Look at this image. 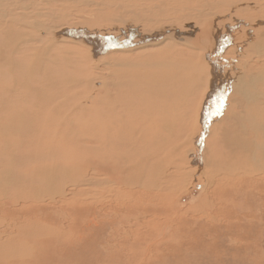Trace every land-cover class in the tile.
Wrapping results in <instances>:
<instances>
[{"label": "rangeland", "instance_id": "obj_1", "mask_svg": "<svg viewBox=\"0 0 264 264\" xmlns=\"http://www.w3.org/2000/svg\"><path fill=\"white\" fill-rule=\"evenodd\" d=\"M114 1L0 0V21L3 22L6 17L15 19L23 16L26 17H22L25 23L35 20L32 23L36 25L43 21L47 26L45 31L48 28L55 30L57 35L66 33L64 37L70 36L65 39L59 37L52 43L44 35L46 32L33 29L30 24L25 31L19 30L37 39L23 40L11 46L9 40L5 41L0 36V119H3L0 120V264H25L29 256L30 264H264V186L252 185L243 189L239 186L241 183L226 176V172L232 171L234 166L225 165L224 153L228 150L220 138L224 132H228L231 137L240 133L249 141L257 139L250 127L243 128V120L237 122L238 112H234V106H231L230 94L234 92H230L229 81L222 82V75L225 72L234 74L233 77H243L244 70L246 75H254L259 68V62L255 61L263 62L264 53L257 60V51L244 57L240 53L221 54L220 51L229 42L224 41L229 37L227 34L237 30L240 23L238 33L241 35L264 32V24L259 20L264 17V0H259L257 10L261 11L256 16V9L253 13L241 14L233 6L234 2L248 0H232L233 3H230L231 0H169L166 12L163 11L165 5L161 4L162 12L159 15H169L172 19L181 16L180 24L189 25L186 29L180 27L179 44L174 47L177 55L169 56L154 67L157 79L163 73L172 76L171 90L166 86L168 80H165L164 86L163 82L155 86L159 94L151 93L149 96L144 94L147 89L133 93L129 89H117L113 79L119 77L106 75L108 69L103 65L101 71L104 76L98 78L93 74L87 53L83 52V48L91 50V57L95 59L105 53H112L110 56L120 60L133 56L130 52L121 51L127 49L124 43L129 38L109 33L108 27H115L113 23L119 22L110 15L135 18L136 11L131 8L134 0ZM143 2H149L145 6L155 8L154 0ZM143 6L144 3L137 10V23H134L140 27V32H129L140 38L150 32L146 26L148 16L143 13H150V9ZM141 15L146 17L141 20ZM156 16L151 15L158 18ZM201 17L208 22L213 21L214 33L218 32L217 49L208 55V61H204V53L209 52L205 46L209 47L211 42L204 39L200 47L186 46L181 40L183 35L194 29L191 26L193 23L197 30L200 29L197 23ZM12 19L8 21L12 22ZM123 30L127 31V28ZM166 41L159 47L146 46L143 49H162L172 43L171 40ZM41 55L44 57L40 73L30 77L31 65ZM112 57L106 60L110 61ZM195 61L201 65V73L197 74ZM208 62L213 65L211 74L215 75L212 84L217 86L210 90V97L206 100L208 103L205 102L198 122V107L211 78ZM75 65L83 66L77 69ZM127 65L138 66L134 62ZM10 70L13 71L11 74L8 73ZM220 76L222 83L218 85ZM194 81L197 86H194ZM262 81L258 89H264ZM175 83L180 84L178 90L171 88ZM108 92H112L111 101H118L111 102L106 96ZM167 92L172 94L169 96ZM13 97L22 98V102H3L1 99ZM256 99V103L259 102L262 94ZM33 103L30 107H24ZM17 107L24 110L25 120L22 116L18 117L20 113L15 111ZM124 109L130 112L136 109L137 114ZM163 109L167 112H162ZM217 111L218 115L215 113ZM238 111L244 114L249 112L243 107H239ZM8 122L13 129L6 124ZM247 122L246 125H249L250 122ZM243 130H247L244 136ZM4 131L7 135L1 138ZM104 137H110L111 142L101 147ZM259 145L255 143V159L247 161L249 167L261 163ZM87 159L95 164H107L120 181L105 184L104 178L108 175H98L95 171L90 178L86 174L83 178L79 177V166L83 167L82 171L86 169ZM57 166L64 168L65 172L45 173L46 167ZM159 171L172 175L169 181L163 177L166 185L159 180L160 176L157 181L152 180ZM216 174L218 178L210 183V177ZM70 176L75 184L68 181L67 185L66 179ZM62 189L66 191L64 195L59 194ZM238 189L256 191L252 204L243 205L244 208H251L250 212L236 214L232 206H222V197L232 195ZM203 212H206L205 217ZM49 233L55 236L53 243L46 238ZM231 235L237 240H231ZM42 246L45 249L40 250Z\"/></svg>", "mask_w": 264, "mask_h": 264}, {"label": "bare ground", "instance_id": "obj_2", "mask_svg": "<svg viewBox=\"0 0 264 264\" xmlns=\"http://www.w3.org/2000/svg\"><path fill=\"white\" fill-rule=\"evenodd\" d=\"M118 1V0H116ZM114 1V2H116ZM144 0H141V1H137V0H134L132 1V7L131 8H134V10L136 11V15H137V10L140 9V5L144 3V6L145 9H150V13H147V12H143L144 15H147L148 18H146V26H147V29H150L149 33H145L143 34V36L140 37H137L136 35H134L136 31H139V28L136 27L134 25V23H137V18H136V15L134 16L135 18L132 17H118L119 15H110V17L114 20V21H118L119 19V22H116V23H113L115 25V27H108V31L109 33H115L116 35L120 36V38H129L127 39L126 43V48L127 49H124L121 51L123 52H130L131 56L129 59L127 58H123L122 60H120L119 58L117 57H112L110 56L112 53H105V54H99V56L95 59V58H92L91 57V50L89 49H84L83 48V52L84 54H86V57L88 58V60H90V64H91V69H93V74L97 75L98 78H101L103 77V73H102V65L104 67H106L108 69L107 71V74L106 75H114V76H117L119 77L118 79H113L115 80L116 82V88L119 89L120 91L121 90H131L132 93L133 92H139L140 90H144V89H147V92L144 93L146 96H149V94L152 93L153 94H159L158 91L155 90V86L157 85H160L162 82V85L164 84L165 80H168L166 82V86L169 90L170 89V80L173 81V79H171V71H170V76L166 75L163 73V75H161L158 79L156 78V76L154 75V70L156 67L155 65L164 61L165 59H167L169 56H172V55H177V51H175L174 47L177 46L179 43H178V39L179 37L181 36V30H180V27L181 28H185L189 25H186V24H180L182 18L181 16L179 17H176V19H172L173 17L172 16H169V15H164V16H161L159 15V12L161 11L162 12V9H161V4L165 5V7L163 8V11L166 12L167 10V5H168V2L169 0H154L155 1V8H150L149 6H145V4H149V2H143ZM153 1V0H152ZM229 1V0H228ZM246 1V0H245ZM48 2V1H47ZM119 2V1H118ZM143 2V3H142ZM161 2V3H160ZM225 2V1H224ZM49 3V2H48ZM117 3V2H116ZM123 3V1H122ZM125 3V2H124ZM230 3H233L232 0ZM235 4H233V6L235 8H238L240 11L239 13L243 14V13H253L252 11L254 9H256L257 12H255V16L259 14V10H257V6L258 4H260L259 0H248L246 2H234ZM152 4V3H151ZM197 4V3H196ZM121 5V4H120ZM124 5V4H123ZM178 5V4H177ZM126 6V5H125ZM175 6H176V3H175ZM181 6V5H180ZM220 6V5H219ZM232 6V7H233ZM264 6V5H262ZM152 7H153V4H152ZM170 7V6H169ZM196 7V6H195ZM12 8V7H11ZM177 8V7H176ZM169 9V8H168ZM171 9V8H170ZM229 9V8H228ZM27 10H28V7H27ZM124 10V9H123ZM227 10V9H226ZM145 11V10H144ZM176 11V10H175ZM178 11V10H177ZM196 11V10H194ZM200 11V10H199ZM198 11V12H199ZM261 11V10H260ZM8 12V11H7ZM193 12V11H192ZM264 12V11H263ZM27 13V12H25ZM114 13V12H113ZM123 13V12H122ZM211 13V12H210ZM2 14V13H0ZM9 14V13H8ZM181 14V13H180ZM193 14H196V13H193ZM201 14V13H200ZM5 15V14H4ZM41 15V14H40ZM151 15H157L156 17L158 18H153L151 17ZM177 15V13H176ZM183 15V14H182ZM199 15V14H197ZM230 15V14H229ZM253 15V14H252ZM1 16V15H0ZM28 17H32L30 15H27ZM34 16V15H33ZM264 16V15H263ZM2 17V16H1ZM21 17V18H20ZM20 17H6L5 20L2 22L0 21V36L4 37L5 41L9 40V42H11V46H16L17 43L23 41V40H28V41H32V39H37L36 37H31L30 38V34L29 33H26V32H21L19 29L21 30H26L27 28H33V29H37V30H40L42 32H46L44 35L48 36V40L49 41H52V43L54 42V40L58 39L59 40V37L61 39H65V38H68L70 36H66V33L63 35V34H60V35H57V32H54L52 31L51 29H48L47 28V31H45V28L47 27L45 22H41L40 24H36L34 25L32 22H35V20H31L28 21V22H24L23 20L26 18H24L23 16H20ZM24 19H23V18ZM109 17V18H110ZM146 17V16H144ZM141 17V18H144ZM210 17V16H209ZM9 18H13L12 19V22L11 20L8 21ZM110 18V19H111ZM199 18V17H198ZM23 19V20H22ZM112 19L110 22H112ZM185 19V18H184ZM232 19V18H231ZM261 19V23L264 24V17H261L259 18V20ZM142 20V19H141ZM144 20V19H143ZM40 21V20H39ZM145 21V20H144ZM243 21V20H242ZM141 22V21H140ZM199 23H197V25L199 26V30H197L193 23V26L194 29H192L191 27V31L190 33L187 32V34H185L183 32V37H182V41L185 43L186 46H198L199 44H201L203 42L204 39H207L206 41H208L210 43V46H205L207 47V49H209V52H205L204 53V61H208V55L210 53H213V51H215L216 48V45H217V42H216V36L218 35L217 33H214V30H213V21L211 22H208L207 20H205L203 17H201L198 21ZM238 22V21H237ZM246 22V21H244ZM249 22V20H248ZM25 23V25L23 24ZM209 23H210V26H209ZM247 23V22H246ZM250 23V22H249ZM29 24H30V27H29ZM192 24V23H190ZM241 24V23H240ZM240 24H238V28H240ZM248 24V23H247ZM253 24V23H252ZM25 27H24V26ZM118 25L120 27H118ZM140 26H142L141 24H139ZM249 25V24H248ZM215 26V25H214ZM18 28V29H17ZM44 28V29H43ZM127 28V31L123 30L122 29H125ZM145 28V26H144ZM234 28V27H233ZM236 28V27H235ZM238 28L237 30H233L231 31L229 34H227V40L224 39V41L229 42L223 46V51H220L221 54L222 52H227V54H230L232 52L234 53H240L241 56H245L247 55L248 53H251L253 51H257V56L258 58H256L257 60L259 59V55L261 56L262 53H264V32L260 31L258 32V34H253L252 32H249L248 34H244V35H241L238 33ZM258 28V27H257ZM50 30V32H49ZM59 30V29H57ZM223 30V29H222ZM29 31V30H28ZM148 31V30H147ZM17 32V34L15 33ZM129 32H132L134 33L133 35H130ZM140 32V31H139ZM186 32V31H185ZM16 34V35H12V34ZM19 33V34H18ZM40 33V32H39ZM137 33V32H136ZM245 33V32H244ZM138 34V33H137ZM219 36H221V33L219 31ZM14 37V38H13ZM44 37V36H43ZM78 37V36H77ZM77 37H75L74 39H76ZM81 37V36H80ZM85 37V36H84ZM133 38V39H131ZM7 39V40H6ZM45 39V38H44ZM168 39V41H172V43L168 44L166 47L164 46L162 49H155V50H149V49H143L144 47L146 46H158L160 45L162 42L166 41ZM221 39V40H223ZM85 40V39H84ZM123 40V39H122ZM220 40V38L218 39V41ZM233 40V42H232ZM46 41H47V37H46ZM116 41V40H114ZM58 42V41H57ZM56 42V43H57ZM84 42V41H83ZM90 42V41H89ZM118 42V41H117ZM167 42V41H166ZM220 42V41H219ZM232 42V43H231ZM29 43V42H28ZM55 43V42H54ZM81 43V42H80ZM208 43V44H209ZM231 43V44H230ZM5 44V43H4ZM32 44V43H31ZM42 44V43H41ZM44 44V43H43ZM49 44V43H48ZM79 44V43H78ZM85 43H83L84 45ZM91 44V43H90ZM119 44V43H117ZM6 45V44H5ZM50 45V44H49ZM2 46V45H1ZM20 46V45H19ZM26 46V45H24ZM43 46V45H42ZM52 46V44H51ZM86 46H89V45H86ZM115 46V45H114ZM200 46V45H199ZM7 47V45H6ZM38 47V46H37ZM41 47V46H40ZM45 47V46H44ZM91 47V46H90ZM113 47V46H112ZM159 47V46H158ZM201 47V46H200ZM211 47H212V50H211ZM39 48V47H38ZM48 48V47H47ZM52 48V47H51ZM92 48V47H91ZM74 49V48H73ZM117 48L115 47V50ZM227 49V50H226ZM19 50V49H18ZM118 50V49H117ZM7 51V50H6ZM20 51V50H19ZM75 51V50H74ZM78 51V50H77ZM80 51V50H79ZM21 54L22 51H20ZM19 52V53H20ZM37 52V51H36ZM49 52V51H48ZM102 52V51H101ZM253 52V53H255ZM2 53V52H1ZM77 53V52H74V54ZM93 53V52H92ZM103 53V52H102ZM119 53V52H118ZM233 53V54H234ZM58 54V53H57ZM62 54V53H61ZM64 54V53H63ZM78 54V53H77ZM218 55V56H221ZM252 54V53H251ZM3 55V53L1 54ZM117 55V54H116ZM10 56V55H9ZM50 56V55H49ZM97 56V55H96ZM3 57V56H2ZM17 57V56H16ZM32 57V56H31ZM42 57H44V55H41L40 57H38L37 60H35L32 65H31V69L29 71V75L30 77H34L36 75H38L40 73V70H41V60H42ZM62 57V56H61ZM60 57V58H61ZM72 57V56H71ZM76 57V56H75ZM109 57H112L110 61L106 60L108 59ZM54 58V57H53ZM64 58V57H63ZM66 58V57H65ZM74 58V57H72ZM79 58V57H78ZM5 59V58H3ZM14 59V57H13ZM12 59V60H13ZM52 59V58H51ZM77 59V58H75ZM83 59V55H82V58L81 60ZM22 60V58H21ZM80 60V59H78ZM86 60V59H85ZM184 60V59H183ZM246 60V59H245ZM248 60V59H247ZM246 60V61H247ZM64 61V60H63ZM67 61V60H66ZM74 61V60H73ZM249 61V60H248ZM5 62V61H4ZM12 62V61H11ZM25 62V61H24ZM130 62H134L136 64H138V68L133 65H127L129 64ZM255 62H259L258 64V67L257 68V72L253 75H246V70H244V73H243V77H240L239 75L238 76H234L235 77V80L233 79V75L234 74H225V72L223 73L222 75V82L223 83H227L229 81V84H227L228 86H231L229 87L230 88V92H234L233 94H230L231 95V106H234V112L237 111L238 112V117H237V122H239L240 120L244 121V124L242 125L243 128L246 127H250V130L253 131L254 133V136L257 135V139H253L252 141H249V138L248 137H242V134H237V136L235 137H231L230 134L228 132H224L220 138L222 140V142L225 143L226 145V148H227V152L224 153L225 155V160H226V164L227 166L231 165V166H234V169L232 171H227L226 172V176L232 180V181H236L237 183H241L239 186H242L243 189H246L252 185H257V186H264V89L261 88V89H258L259 88V83H261L262 80H264V60L263 62H260L259 61H255ZM18 63V62H17ZM48 63V62H47ZM71 63V62H70ZM82 63V61H81ZM87 63V62H86ZM196 65H197V74L198 73H201L199 68L201 67V65L199 64L198 61H195L194 62ZM201 63V62H200ZM209 65H210V75H211V78H210V83L208 84L207 86V89H205L204 93H203V98H201V102H200V105H199V109H198V116H197V120L199 122V118H200V114H201V111L203 109V106L205 105V102L208 101L209 99V92L211 93V89L213 87H215L214 84H212L213 80L212 78L215 76L214 73H212V67L213 65L211 66L210 62H208ZM248 63V62H247ZM26 64V63H25ZM25 64H22V65H25ZM80 64V63H79ZM169 64V63H168ZM249 64V63H248ZM47 65V64H46ZM62 65V64H61ZM66 65H69L66 63ZM84 65V64H83ZM83 65L81 66H78V67H82ZM86 65V64H85ZM116 65H119L120 67H117ZM1 66V65H0ZM20 66V65H19ZM54 66V65H53ZM59 66V64H58ZM76 66V65H75ZM87 66V65H86ZM251 67V65H248ZM3 67V66H2ZM77 67V66H76ZM77 69H80L78 68ZM164 67V66H163ZM178 67V66H177ZM246 67V66H245ZM5 68V67H4ZM23 68V67H22ZM48 68V67H47ZM66 68V67H65ZM202 68V67H201ZM3 69V68H2ZM19 69V68H18ZM84 69V68H82ZM87 69V68H86ZM164 69V68H162ZM8 70V69H7ZM60 70V69H59ZM58 70V71H59ZM71 70V68H70ZM177 70V69H176ZM243 70V69H242ZM72 71V70H71ZM75 71V70H74ZM84 71V70H83ZM105 71V70H104ZM5 72V70H4ZM13 71H9L8 73H12ZM20 72V71H19ZM23 72V71H22ZM48 72V71H47ZM53 72V71H52ZM65 72V71H64ZM86 72V71H85ZM217 72V71H216ZM16 73V72H15ZM14 73V74H15ZM24 73V72H23ZM169 73V72H168ZM222 73V71H221ZM246 73V74H245ZM17 74V73H16ZM19 74V73H18ZM22 74V73H21ZM27 74V72L25 73ZM66 74V73H65ZM75 74V73H74ZM73 74V75H74ZM78 74V73H77ZM75 74V75H77ZM83 74V73H82ZM4 75V74H3ZM6 75V74H5ZM23 75V74H22ZM21 75V77H22ZM45 75V74H44ZM68 75H71V74H68ZM79 75V74H78ZM218 75V74H216ZM15 76V75H14ZM42 76V75H41ZM57 76V75H56ZM64 76V75H63ZM10 77V76H9ZM75 77V76H74ZM95 77V76H94ZM106 77V76H105ZM113 77V76H112ZM3 78V77H2ZM29 78V77H28ZM115 78V77H114ZM221 76L219 77L218 79V85H221ZM4 79V78H3ZM9 79V78H8ZM7 79V80H8ZM13 79V77H12ZM17 79V78H16ZM23 79V78H22ZM27 79V78H26ZM25 79V80H26ZM58 79V77H57ZM104 81H105V78H103ZM102 79V80H103ZM215 79V78H213ZM6 80V79H5ZM15 80V79H14ZM48 80V79H47ZM60 80V79H59ZM64 80V79H63ZM120 80H122V82H120ZM2 81V80H1ZM21 81V80H20ZM36 81V80H35ZM34 81V82H35ZM45 81V80H44ZM11 82V80H10ZM27 82V81H26ZM30 82V81H29ZM62 82V81H61ZM216 82V81H215ZM249 82H251V85H249ZM263 82V81H262ZM13 83V82H11ZM16 83V82H14ZM40 84V82H38ZM42 83H44L42 81ZM193 83H195L194 86H197L196 82L194 81ZM35 84V83H34ZM46 84V83H45ZM108 84V83H107ZM152 84V85H151ZM5 85V84H4ZM17 85V84H16ZM27 85V83H26ZM33 84H31L32 86ZM43 85V84H42ZM62 85V84H60ZM106 85V83H105ZM263 85H264V82H263ZM15 86V85H14ZM63 86V85H62ZM101 86V85H100ZM164 86V85H163ZM180 86L179 83H175L171 86L172 89H176L178 90V87ZM217 86V85H216ZM21 87V86H20ZM35 87V86H34ZM42 87V86H41ZM64 87V86H63ZM95 87V86H94ZM102 87V86H101ZM107 87V85H106ZM123 87V88H122ZM210 87V88H209ZM221 87V86H220ZM263 87V86H262ZM14 88V87H12ZM16 88V87H15ZM32 90H33V87H31ZM72 89V87H69ZM88 88V87H87ZM93 88V87H91ZM166 88V87H165ZM17 89V88H16ZM23 89V87H22ZM37 90V88H35ZM34 89V90H35ZM39 89V88H38ZM45 89V87H44ZM47 89H50L47 87ZM46 89V90H47ZM66 89V88H65ZM218 89V88H217ZM15 90V89H14ZM24 92H25V89H23ZM28 90H31L28 88ZM52 90V89H50ZM55 89H53L52 91H54ZM68 90V89H66ZM9 90H7L6 92H9ZM63 91V90H61ZM91 91V90H90ZM110 91V90H109ZM167 91V90H166ZM14 92H17V91H14ZM21 92V91H20ZM28 92V91H27ZM47 92V91H46ZM49 92V91H48ZM60 92L59 90H57V93ZM33 93V92H32ZM40 93V90L39 92ZM65 93V92H64ZM96 93V92H95ZM45 95L47 93H44ZM49 94V93H48ZM47 94V95H48ZM55 94V92H54ZM59 94V93H58ZM69 94V93H68ZM112 94V92H108L107 93V97L109 98V100L111 101V97L110 95ZM167 94L170 96L172 93L170 92V94L167 92ZM215 94V93H214ZM260 94H262V99L256 103L257 99L256 97L259 96ZM19 95V94H18ZM22 95V94H21ZM31 95V94H30ZM50 95H51V92H50ZM56 95V94H55ZM217 95V93H216ZM221 95V94H220ZM10 96V95H9ZM14 96V95H13ZM43 96V95H42ZM54 96V95H53ZM51 96V97H53ZM58 96V95H57ZM64 96V95H63ZM95 96V95H94ZM100 96V95H99ZM175 96V94H174ZM209 96V97H208ZM39 97V96H38ZM177 97L179 98L180 95ZM46 98V97H45ZM48 98V97H47ZM58 98V97H56ZM75 98V97H74ZM94 98V97H93ZM4 102L5 101H13V100H16L18 102H22L21 99L22 98H16V97H13V98H1ZM43 99V98H42ZM60 99V98H59ZM64 99V98H63ZM177 99V98H176ZM55 100V98H54ZM53 100V101H54ZM96 100V99H95ZM207 100V101H206ZM221 100V99H220ZM113 101H118V100H113ZM170 101V100H169ZM167 101V102H169ZM41 102V101H40ZM174 104L176 103V101H174ZM7 103V102H6ZM14 103V102H13ZM80 103V102H79ZM208 103V102H207ZM220 103V101H219ZM173 104V103H172ZM216 104V103H215ZM8 105V104H7ZM16 105V104H15ZM34 105L33 104H30L29 106H24V107H30ZM164 105V104H163ZM218 104H216L217 106ZM215 106V105H214ZM222 106V105H221ZM42 107V106H40ZM66 107V106H65ZM79 107V106H78ZM182 107V105H181ZM239 107H243L245 110H249L246 111V114L243 113H239L241 111H238V108ZM36 108V107H35ZM87 108V107H86ZM13 109V108H12ZM11 109V110H12ZM38 109V108H37ZM36 109V110H37ZM41 109V108H40ZM43 109V108H42ZM77 109V108H76ZM83 109V107H82ZM171 109V107H170ZM176 109V106L174 107V111ZM205 109V108H204ZM207 109V108H206ZM218 109V108H217ZM71 110V109H70ZM107 110V109H106ZM125 111H127V109H124ZM214 110V109H213ZM16 112H19L20 114L18 115V117L22 116L24 117V120H25V117H26V114L24 112L23 109H21L20 107H17ZM46 111V110H45ZM72 111V110H71ZM89 111V110H88ZM116 111V110H115ZM218 111H220L218 109ZM218 111L215 112L217 115H218ZM39 112V110H38ZM128 113H133V115H136L137 114V111L136 109L135 110H131L130 111H127ZM164 113L167 112L166 109H163ZM131 113V114H132ZM221 113V112H220ZM98 113H95L94 115H96ZM169 114V113H168ZM235 114V113H234ZM32 115V114H30ZM45 115V113L43 114ZM167 115V114H166ZM220 115V114H219ZM15 116V115H14ZM257 116H260V118L258 119ZM40 117V116H39ZM64 117V116H63ZM221 117V116H220ZM82 118V117H81ZM2 119V118H1ZM0 119V120H1ZM13 119V118H12ZM11 119V121H12ZM220 119V118H219ZM3 120V119H2ZM14 120V119H13ZM68 120V119H67ZM120 120V119H119ZM171 120V119H170ZM17 121V120H16ZM41 121V120H40ZM246 121L250 122L249 125H246ZM172 122V121H171ZM247 122V123H248ZM110 123H113L112 120H110ZM132 123V121H131ZM8 124L9 128L13 129V127H11V124L8 122L6 123ZM55 124V123H54ZM64 124V123H63ZM85 124V123H84ZM93 124V123H92ZM135 124V123H134ZM148 124V123H147ZM22 125V124H21ZM39 125V123H38ZM41 125V124H40ZM98 125V124H97ZM143 125V124H142ZM167 125V124H166ZM176 125V124H175ZM29 126V125H28ZM27 126V127H28ZM31 126V125H30ZM87 126H88V121H87ZM135 126V125H134ZM16 127V126H15ZM40 127V126H38ZM70 127V126H68ZM77 127V126H76ZM81 127V126H80ZM90 127V126H89ZM93 127V126H92ZM97 127V126H96ZM164 127V126H163ZM18 128V127H17ZM42 129V128H41ZM166 130L168 128H165ZM245 129V128H244ZM249 129V128H248ZM96 130V129H95ZM222 130V129H221ZM6 131V130H5ZM4 132H1V138L2 137H6V135L4 134ZM8 131V130H7ZM13 131V130H12ZM15 131V130H14ZM17 131V130H16ZM76 131H78V129H76ZM119 131V130H118ZM117 131V132H118ZM211 131V130H210ZM224 131V130H223ZM249 131V130H248ZM95 132V131H94ZM247 132V130H243V136H244V133ZM81 133V132H80ZM114 133V132H113ZM92 134V133H91ZM94 134V133H93ZM171 134V132H170ZM4 135V136H3ZM9 135V134H8ZM11 136V135H10ZM65 136V135H64ZM89 136V135H88ZM87 136V137H88ZM91 136V135H90ZM9 137V136H8ZM97 137V136H96ZM96 137H93L94 139H97ZM256 137V136H255ZM62 138V137H61ZM84 138V137H83ZM82 138V139H83ZM86 138V137H85ZM258 138H259V141H258ZM46 140V139H45ZM85 140V139H84ZM62 142L64 143V140H62ZM111 142V138L110 137H107V138H103L102 140V143H101V147L102 146H105L107 144H109ZM96 143V142H95ZM255 143H259V154H260V160H261V163L259 165H254L253 167H249L248 166V162H252L254 161L255 159V154H256V148H255ZM90 146V144H88ZM92 145V144H91ZM97 145V144H96ZM4 147V146H3ZM72 147V146H71ZM95 147V146H94ZM82 151L84 150L83 148H81ZM23 150V149H22ZM78 151H79V147H78ZM81 151V150H80ZM1 152V151H0ZM19 152V151H18ZM21 152V151H20ZM41 152V151H40ZM11 153V152H9ZM87 153V151H86ZM78 155V154H77ZM11 156V155H10ZM14 156V155H13ZM99 156V155H98ZM2 157V156H1ZM38 157V156H37ZM13 158V157H12ZM237 158V159H236ZM3 159V158H2ZM235 159V160H234ZM231 160V161H230ZM14 160H12L13 162ZM15 162V161H14ZM18 162V161H17ZM42 163V162H41ZM86 165H85V168L83 171H82V168L83 167H80L79 168L81 169L80 170V174H78L79 177H84V175L86 174L87 176H90L92 175V173L95 171L98 175H108V176H105L104 180L106 181L105 184L107 183L108 185L113 182V181H116V180H119L117 177V175H114L112 173V169L110 170V167L107 165V164H98V163H94V161H90L89 159H87L86 161ZM210 163V162H209ZM44 164V163H43ZM250 165V164H249ZM112 166V165H111ZM141 166V165H140ZM143 166V165H142ZM201 166V165H200ZM47 169H45V173H47V175H52L54 172H65V169L64 168H60L59 166L55 167V168H50V167H46ZM195 168V167H194ZM229 168V167H228ZM117 169V168H116ZM130 169V168H129ZM119 170V169H118ZM125 170V169H124ZM164 170V169H163ZM197 170V169H196ZM199 170V169H198ZM204 171V169L202 170ZM202 171H199V172H202ZM126 172V171H125ZM68 174V173H67ZM259 174V176H257ZM65 175V174H64ZM204 175L205 174V171H204ZM218 174L214 175V177H210V183L211 181H214L215 178L217 179ZM75 176V175H74ZM161 178H160V177ZM172 175L167 173L166 171H159L158 172V175L156 177H154L152 180L154 181H157L156 179L159 177L160 181H162L163 177L164 179L167 178L168 181L170 179ZM43 177V176H42ZM69 177V176H67ZM93 178V177H92ZM95 178V177H94ZM93 178V179H94ZM178 178L180 179V176H178ZM227 178V179H228ZM10 179V178H9ZM49 179V178H48ZM81 179V178H80ZM126 179V178H124ZM50 180V179H49ZM123 180V179H122ZM128 180V179H127ZM68 181H71L74 183V179L71 178H67L66 179V184L68 185ZM120 181V180H119ZM129 181V180H128ZM133 181V180H132ZM165 181H167L165 179ZM165 181H162L165 182ZM88 182V181H87ZM118 182V181H116ZM123 183V182H122ZM167 182H165L164 184L166 185ZM246 183H250L248 185H244ZM120 184V183H119ZM124 184V183H123ZM71 185V184H69ZM113 185V184H111ZM126 186V185H125ZM75 188V187H74ZM55 190V189H54ZM78 190V189H77ZM76 190V192H77ZM65 191V190H64ZM63 189L59 191V194L61 195H64ZM81 191V190H80ZM66 192V191H65ZM256 191L254 190H244V191H234L232 193V195H228L226 197H222L223 201H221V203L223 204L222 206H229V207H233L235 210H236V214H241V213H244V212H250L252 209L251 208H244L243 205L245 203H249V204H252V201L255 200V194ZM56 195V194H55ZM51 196V195H50ZM54 196V195H53ZM71 197V196H70ZM207 206V204L205 205ZM223 209V208H222ZM176 211V209H175ZM206 211V210H204ZM194 212V211H193ZM206 213V212H205ZM205 213L203 212V215L205 217ZM176 214V213H175ZM181 213H179L180 215ZM186 215V214H185ZM200 215V214H199ZM198 215V216H199ZM207 215V214H206ZM202 216V215H201ZM182 217V216H181ZM178 218V216H177ZM197 218V217H196ZM208 218V216H207ZM179 219V218H178ZM199 220V219H198ZM197 220V221H198ZM208 220V219H207ZM246 220V219H245ZM196 221V222H197ZM194 222V221H193ZM195 222V223H196ZM210 222V221H209ZM216 222V221H215ZM256 222V221H255ZM208 223V222H206ZM201 224V223H200ZM258 225V224H257ZM254 226V225H253ZM197 227V226H196ZM202 229V228H201ZM262 229V228H261ZM178 230V229H177ZM197 231V230H196ZM58 233V231H57ZM60 233V232H59ZM161 234V233H160ZM165 234V233H164ZM55 235L56 232H55ZM238 235V234H236ZM165 236V235H164ZM55 236L51 233L48 234V236L46 237L47 240H51L50 243H53L52 240L54 241ZM60 237V236H59ZM229 238H231V240H237V238H234V236H229ZM168 240V239H167ZM175 240V239H173ZM232 243V241H230ZM234 242V241H233ZM50 248V247H49ZM42 249H45L44 246H42L40 248V250ZM187 256V255H186ZM184 257V256H183ZM182 257V258H183ZM38 259H41V258H38ZM28 260V259H27ZM187 260V259H186ZM24 262H22L23 264ZM31 263V258L29 256V261L25 264H30Z\"/></svg>", "mask_w": 264, "mask_h": 264}]
</instances>
